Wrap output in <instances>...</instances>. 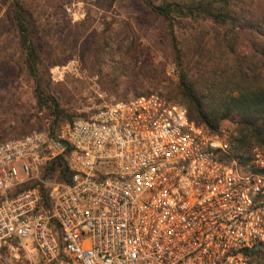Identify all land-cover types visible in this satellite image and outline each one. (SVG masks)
I'll use <instances>...</instances> for the list:
<instances>
[{
    "label": "built area",
    "instance_id": "1",
    "mask_svg": "<svg viewBox=\"0 0 264 264\" xmlns=\"http://www.w3.org/2000/svg\"><path fill=\"white\" fill-rule=\"evenodd\" d=\"M0 264H264V149L234 158L158 94L6 140Z\"/></svg>",
    "mask_w": 264,
    "mask_h": 264
},
{
    "label": "trees",
    "instance_id": "2",
    "mask_svg": "<svg viewBox=\"0 0 264 264\" xmlns=\"http://www.w3.org/2000/svg\"><path fill=\"white\" fill-rule=\"evenodd\" d=\"M139 1L161 20L178 79L169 93L163 79L144 75L137 82L148 84L150 91L140 93L132 83L129 91L138 93L131 98L149 96L161 89L166 92V96H161L185 107L190 121L229 141L234 158L242 159L254 147L264 149V0ZM0 3L13 23L20 68L32 82L36 107L50 111L52 120L47 130L53 137L60 125L72 122L73 118L51 92L48 69L55 63H45L35 11L23 0H0ZM96 37L90 45L94 55H101L102 47ZM77 38L80 43V36ZM128 99L123 97L119 101ZM10 112L5 110L6 114ZM226 123L234 125L233 135L223 132ZM3 124L0 121V129ZM29 131L25 129L15 138L41 130ZM56 174L59 181L68 182L69 175L60 156L49 166L44 178L51 179ZM34 185L24 184L10 196ZM42 190L44 203L48 205V190Z\"/></svg>",
    "mask_w": 264,
    "mask_h": 264
},
{
    "label": "rangeland",
    "instance_id": "3",
    "mask_svg": "<svg viewBox=\"0 0 264 264\" xmlns=\"http://www.w3.org/2000/svg\"><path fill=\"white\" fill-rule=\"evenodd\" d=\"M23 1L35 11L45 63H55L48 69L51 92L73 120L133 97L138 92L129 91L132 83L140 93L148 91V84L137 82L144 75L163 79L172 93L178 72L171 45L161 20L139 0ZM13 29L0 3V142L25 129L48 131L52 120L49 110L36 107L32 82L20 68ZM94 36L101 55L93 54ZM154 94L166 96L161 89ZM2 107L11 112L6 114ZM222 130L233 135L234 125L226 123Z\"/></svg>",
    "mask_w": 264,
    "mask_h": 264
}]
</instances>
